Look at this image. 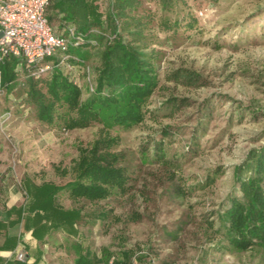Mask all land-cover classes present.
Returning a JSON list of instances; mask_svg holds the SVG:
<instances>
[{
    "label": "rangeland",
    "instance_id": "rangeland-1",
    "mask_svg": "<svg viewBox=\"0 0 264 264\" xmlns=\"http://www.w3.org/2000/svg\"><path fill=\"white\" fill-rule=\"evenodd\" d=\"M158 4L148 0L139 9L149 48L155 45L158 52V88L142 123L114 130L122 138L115 149L126 156L129 190L98 203L58 193L64 209L99 208L107 217L79 221L78 236L65 231L66 222L55 229L33 218L46 237L32 247L41 264H74L75 242L98 256L104 247L130 248L147 264H264V251H219L204 231L234 188L233 166L264 142V0H182L167 17L182 21L177 31L171 24L163 28L166 13ZM191 15L197 18L192 28L184 25ZM95 65L90 59L78 73L85 96ZM177 69L195 80L168 79ZM10 98L3 90L0 113L10 111L11 118L0 129V198L22 207L24 198L27 205L35 200L31 188L63 185L73 177L79 148L90 145L103 125L48 126L32 106L6 108L14 102ZM160 140L164 157L156 153ZM219 168L215 182L204 185Z\"/></svg>",
    "mask_w": 264,
    "mask_h": 264
},
{
    "label": "trees",
    "instance_id": "trees-1",
    "mask_svg": "<svg viewBox=\"0 0 264 264\" xmlns=\"http://www.w3.org/2000/svg\"><path fill=\"white\" fill-rule=\"evenodd\" d=\"M147 1L48 0L45 17L56 35L69 40L67 48L49 57L50 68L37 78L32 75L35 68L22 56H9L0 63L3 89L14 101L6 108L32 106L39 122L60 124L65 130L103 125L90 145L79 148L70 180L63 185L48 182L31 188L35 200L29 207L34 216L40 221L44 218L55 229L66 222L69 235L78 236L79 221L104 219L107 210L85 212L82 205L64 209L56 201L58 193L64 191L74 202L98 203L126 193L131 185L126 156L115 149L122 138L114 130L127 131L142 123L159 85L158 52L155 45L149 48L153 43L148 41L146 22L139 13ZM156 1L167 18L177 12L182 0ZM196 22L191 15L184 25L192 28ZM161 23L164 29L174 25L177 31L182 21L167 18ZM90 59L96 61L94 84L85 96L78 73L84 72ZM184 71L174 70L168 79L178 81L183 77L191 84L195 75ZM163 145L160 140L156 147L161 157ZM61 172L66 174L64 169ZM221 172L219 168L208 174L204 185L213 184ZM232 177L234 188L204 231L209 239L216 240V250L264 251V142L250 148L233 166ZM74 244V264H147L142 261L143 255H136L130 248L113 252L104 247L98 256L89 247ZM13 264L37 262L25 259Z\"/></svg>",
    "mask_w": 264,
    "mask_h": 264
},
{
    "label": "built area",
    "instance_id": "built-area-1",
    "mask_svg": "<svg viewBox=\"0 0 264 264\" xmlns=\"http://www.w3.org/2000/svg\"><path fill=\"white\" fill-rule=\"evenodd\" d=\"M48 0H0V63L9 56H22L35 69L32 75L50 68L47 59L64 51L69 40L54 33L45 17ZM77 44V43H75ZM0 71V103L3 94ZM11 118V112L0 113V129ZM18 260H25L23 252Z\"/></svg>",
    "mask_w": 264,
    "mask_h": 264
},
{
    "label": "crops",
    "instance_id": "crops-1",
    "mask_svg": "<svg viewBox=\"0 0 264 264\" xmlns=\"http://www.w3.org/2000/svg\"><path fill=\"white\" fill-rule=\"evenodd\" d=\"M8 200L6 197L0 202V264H13L18 260L17 254L20 252L25 254L28 262L35 261L41 264L39 257L33 254L32 247H36L38 240L39 242L45 240V232L38 226L34 227L33 218L36 217L26 204L25 198L21 202L22 207L17 203L10 207L7 204ZM45 246L44 243L41 248L43 251Z\"/></svg>",
    "mask_w": 264,
    "mask_h": 264
}]
</instances>
